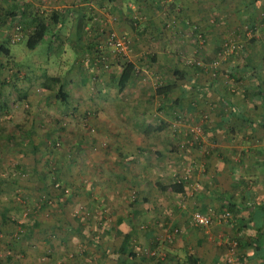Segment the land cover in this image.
<instances>
[{
  "label": "crops",
  "instance_id": "1",
  "mask_svg": "<svg viewBox=\"0 0 264 264\" xmlns=\"http://www.w3.org/2000/svg\"><path fill=\"white\" fill-rule=\"evenodd\" d=\"M38 13L54 38L64 36L77 51L67 77L59 81L67 99L59 100L44 86L41 94L24 88L13 93L10 75L0 78V134L20 140L30 131L34 142L43 144L37 156L41 167L30 173L38 184L40 171L47 169L42 162L53 159L57 168H69L77 160L70 152L82 145L53 147L43 137L63 138L68 130L60 126L62 117L73 114L79 121L82 100L93 97L90 107L99 109L98 115L92 109L97 140H106L105 148L99 142L100 149L111 148L108 154L117 157L115 169L100 156L84 157L82 177L59 175L71 185L89 184L88 190L98 184L97 195L104 207L109 203L114 209V221L104 220L108 211L96 208L91 191L72 193L91 209L90 217L82 216L83 229L72 211H0V264H68L70 249V264H229L226 240L231 237L238 239L231 255L236 264H264V0H0V41L11 38L16 24L25 37L23 25ZM68 16L80 21L66 25L63 35ZM191 26L194 40L185 36ZM111 29L131 37L123 57L105 43ZM223 47L225 82L187 62L193 55L209 61ZM89 53L96 59L89 60ZM121 59L133 63L134 73L119 90ZM84 66L88 75L78 79ZM175 69L182 75L176 86L167 94L155 93L156 85L173 80ZM26 76L19 72L17 79ZM91 85L98 92L88 91ZM27 101L33 105L29 114L20 109L5 116L11 102ZM192 122L203 126L204 152L180 146L185 124ZM0 148L12 156L16 147ZM196 209L211 215L208 227L191 222ZM226 211L230 217L224 219Z\"/></svg>",
  "mask_w": 264,
  "mask_h": 264
},
{
  "label": "rangeland",
  "instance_id": "2",
  "mask_svg": "<svg viewBox=\"0 0 264 264\" xmlns=\"http://www.w3.org/2000/svg\"><path fill=\"white\" fill-rule=\"evenodd\" d=\"M70 18L71 16H68L65 19L64 24L62 25L61 31L63 35L64 33L65 34L68 33V29L66 25L70 26L72 22L77 24L80 21V20L73 21ZM191 28L192 29L190 30V33H187V35L185 36H188L187 39L194 40V37H191L190 35H192L191 33L194 31L195 28L193 26H191ZM151 30L153 31V27H150V31ZM141 33H144V32H141ZM162 33H166V32L162 31ZM179 33L180 35L182 34L181 32ZM142 35L143 34L140 35L141 38H142ZM154 35H158V34L154 32ZM67 36L69 38L70 34H68ZM63 38L65 37L60 36L59 39L54 38L53 33L51 31H47L45 36L42 38V40L33 48H29L26 45L25 37L20 38L19 40H16V41L8 42L10 53L8 56L1 55L0 63L5 64L4 65L5 71H8V73H10V75H12L13 77V80L10 82V86H9L10 90L13 93L17 92L19 90L18 88H24L28 90L31 89L33 94H37V93L41 94L42 81L45 80L46 76L59 75L61 78L67 77V74L70 71V68L73 66V64L75 63V60L77 59V51L75 50L73 45L70 44L69 39H63ZM128 38L130 39V45H131L132 43L131 37H128ZM187 39L185 40V43ZM162 43L163 45L168 44L164 40H162ZM97 47L103 48L101 45ZM173 47H176V46H173ZM93 50H94V54H96L97 50L95 49ZM91 56L92 54L89 53L87 58H89V60H91L92 58L96 59V57H91ZM218 57H219V54L217 53L216 55H213L211 59L218 58ZM188 58L190 59L187 61L188 63H190V61H193L194 59H198V60L200 59L206 62L205 57L200 56V55L188 56ZM225 59L221 60V62L219 61L218 66L220 68H219V71H217L218 73L217 75L221 77L224 80V82L226 78V72L224 69ZM75 68L76 67L73 68V72H75ZM84 69H85V66L79 70V74H77L78 79H79V76L87 77L88 73ZM15 70L16 72L13 73ZM19 72H21L23 75L27 73V76L25 77L24 80L23 78H21L20 80L17 79ZM209 74L211 75V73ZM0 77H2V75ZM94 89H95V92L96 91L98 92L97 86L91 85L90 87H88V91H92ZM94 96L98 98V94ZM7 98L8 96L4 97V100H6ZM85 98L86 99L82 100L83 101L82 104L85 105V108L83 107V105L80 104L81 107H83L85 112L84 114L82 113L83 115L81 116L79 121L73 119L75 117L73 114L71 115L66 114L64 115V117L61 116L64 120L62 123L64 126L63 128L68 131L67 133L63 134L64 137L61 140H59V144L57 145L60 147L65 146V145H70V147L74 148V146L76 145L75 142L81 141L82 145H80V148H74L73 151L70 152L71 158L74 157L77 160H75V162L72 161V165L69 168L62 167V169L57 168V165L53 161V159L52 160L50 159L48 162H45V161L42 162L43 163L42 166L47 167V168L53 167L55 170H58L57 171L58 173L62 172V175H65V176L66 174H70V176H72V174H75V175H79V177H82L81 165L85 161L84 157H86V160L88 161L91 158L95 159L94 157H97V159L99 160V156H100V158L107 160V162L111 165V169L113 170L115 169L114 163L116 164L117 162L116 160L117 157H114L115 154H113V152L108 154L111 148L107 152H105L104 150L103 152L102 149H100V144H102V146H104L103 148H105V146L108 145V143H106V140L104 139H102L101 141L97 140L98 138H100L99 133H98V126L95 125L97 124L96 121L98 120L92 117L93 115L92 109H94L97 112L96 115H98V111H97L98 105H96L97 109L91 108L90 106L92 105L90 104V100L93 97L89 99L86 95ZM26 104L30 107V109L33 106L32 103H29L28 101L26 102ZM20 109H25L23 103H19V102L12 103L11 102L10 109L8 111L3 109V111L5 110V116L10 118L13 113H15L16 111ZM63 111H65L64 108H62V112L60 113H63ZM70 111H72V109ZM152 112L156 113L157 108L153 109ZM3 115H4V112L2 113V116ZM58 116L56 114H53L54 118H57ZM56 122L57 120L55 121V123ZM47 123L51 124V120H49ZM47 123L46 125L44 124L42 126V129L40 130L41 132L44 133L45 131L48 130L47 127H49V125ZM73 123H75V125ZM1 135L2 134H0V146L1 145H9V146L13 145L16 148L14 149V153H12L13 154L12 156H10L7 152L0 151V211H72V213L77 215L81 219V222H83L81 226L83 229L84 228L83 225L85 224L83 220L84 217L82 218V216H84L85 214L89 216L88 211H91V209L89 207L88 208L84 207L85 206L84 202L77 201L75 198V194L73 195L72 193L76 191H80L82 195L86 191L87 192L91 191L90 196L92 197V200L94 199V202L96 201V208H98L101 211H108L107 216H104V220H106L108 223H112V221H114L113 213L111 212V211H114V209L110 207L109 203L106 204L108 207L107 206L104 207V205H102L103 200L101 199V194L100 196L97 195L99 193L98 184H93V187L90 188V190H88V188L85 185H89V184H83L82 181H80V183H76L72 186L70 185L71 188L69 187L67 190V192L69 193L68 196L65 199H63L61 203L59 202L60 204H58L54 193H52L49 196V205H46V204L44 205L43 198L40 195V193L34 190V188H32L33 186H30L28 184V182L32 180V178H34V177H31L32 176L30 174L32 173L31 171L32 170L34 171V169H37V168L40 169L39 167H41L40 159L37 158V156L40 157V154L38 152L40 149L39 145L42 146L43 144L37 145L34 142L35 139L37 138L33 136L34 134H31L30 140H27L25 144L19 143V142L23 143L24 141H26L24 137H22L20 140H16V139L11 140L5 135H2L3 137ZM45 138L46 137H43V139L48 145H51V146L55 145L54 139L50 138L49 140H47ZM108 142L110 143L109 140ZM34 145H37V148H33ZM30 149L32 151H30ZM77 149H81V150H79L80 151L79 153L74 155L73 153ZM98 160H96V162ZM16 164H19V168L15 167ZM34 164L36 168L33 167ZM88 165L90 166L89 163ZM113 170H111V172H113ZM32 174H34V172ZM84 174H85V180H86V178L88 177V174L87 172H85ZM54 189L55 188L52 189L53 192L55 191ZM110 202L113 203V199H110ZM48 215L50 216V213H48ZM103 223L104 222H102V224ZM78 239H80V241H83L81 240L82 236H79ZM71 252L72 251L70 249V251L68 252V255H66L67 259L69 258L68 261L66 259L68 264H70V258L72 257Z\"/></svg>",
  "mask_w": 264,
  "mask_h": 264
},
{
  "label": "trees",
  "instance_id": "3",
  "mask_svg": "<svg viewBox=\"0 0 264 264\" xmlns=\"http://www.w3.org/2000/svg\"><path fill=\"white\" fill-rule=\"evenodd\" d=\"M11 14H13V11L10 13V15ZM46 20L47 19H45V17L42 14L38 13V14L33 16L32 20L30 21L29 24H24L23 25L24 29H26V30L28 29V31L25 34V38H26L25 42H26V45L29 48L35 47L42 40V38L45 36V34H46V32L48 31V28H49V24H48V22ZM130 21L133 23L134 26H135V24L138 23L137 22V18H133L132 17V18H130ZM9 41H11V40L8 39V40H1L0 41V56L1 55H5V56L9 55V53H10L9 46H8V42ZM101 60H102V58H101ZM104 62H105V60L102 61V65L106 69H108L109 66H110V62L109 61L107 62L108 63L107 67L105 66ZM193 64H194V62H193ZM4 65L5 64L0 63V76L2 75V71L3 72L5 71ZM119 68H120V70H119V73H118V76H117L118 89L122 90L126 86V84L129 82L131 77L133 76L134 67H133V63H131L129 61L122 60ZM15 72H16V70L13 73H15ZM6 73L7 74H5V76L0 77V78L6 79L7 76L10 75V73H8V71ZM181 76L182 75H180L179 69H175L174 72L172 73V77H173L172 79L173 80L172 81H168L167 83L162 82V83L156 85L155 93H157V94H160V93L167 94L168 91H170L173 87L176 86V81L175 80L181 78ZM211 76L218 77V75L216 73L214 75L211 74ZM9 77H10L9 80L12 81L13 80L12 75H10ZM2 79H1V81H2ZM59 81H60V76L59 75L46 76L45 80L42 81V86H44V88H46V89H50V91L54 92V95L59 100L65 102L66 99H67L68 93L65 90L62 89L63 86L60 85ZM23 105H24V108L26 110V113L29 114L30 107L26 104V102H23ZM6 107H7V105H6ZM63 121H64L63 119L60 121V126L61 127H64L63 124H62ZM31 124H33V121H31ZM158 126L161 127L160 125H158ZM31 134L32 133L29 131L28 135H26V134L24 135L22 133L21 136H23L24 138H27V139L30 140ZM50 138L54 139V142H55L54 144L55 145H53V146H57L59 144V140L62 139V138H60V135L55 137V138L50 137V136H46L45 139L49 140ZM15 167L19 168V164H16ZM57 171L58 170H55L53 167L52 168L49 167L47 169L41 170L40 172L42 173L43 181H41L40 183L36 184L35 180H38V178L34 177V178H32V180H30L28 182V184L30 186H33L32 188H34V190H36L38 193H40V195L43 198V204L44 205L45 204L49 205V196L52 193H54L58 204H60L61 201L63 199H65L68 196V194H69L67 192V190H68V188L70 187L71 184L69 182H67L68 180L66 178H64L61 175H59V173ZM8 179H10V178H8ZM53 188H55L54 192L52 191ZM36 210H38V209H36Z\"/></svg>",
  "mask_w": 264,
  "mask_h": 264
},
{
  "label": "built area",
  "instance_id": "4",
  "mask_svg": "<svg viewBox=\"0 0 264 264\" xmlns=\"http://www.w3.org/2000/svg\"><path fill=\"white\" fill-rule=\"evenodd\" d=\"M134 18H137L138 16L135 14L133 16ZM110 18H114V16L110 15ZM22 31V25L21 24H16L15 25V31L13 32L10 40L11 41H16L21 38L20 32ZM105 43L112 47V51L116 55H120L121 57L125 56L130 45V39L128 38L127 35L123 33H119L116 30H109L106 35H105ZM219 57L211 59L209 61L204 62L203 60H198L194 59L191 61L192 63L196 66L203 67L204 70L209 71L211 74H218L217 71H219V61L225 59L226 57V49L223 47L219 52ZM105 60V66H108V59L106 56H103L102 61ZM221 71V70H220ZM226 81V80H225ZM186 128L183 130L184 137L180 142V146L182 148H193L195 147L198 151L204 152V129L201 123H186L185 124ZM224 219H227L230 217V212L226 211L225 214L223 215ZM191 222L199 227H208L211 222H212V217L209 213L203 210L196 209L193 211L192 216H191ZM176 230V229H175ZM228 243V251L230 255L228 256L229 259V264H236V261L232 258L231 255H235L237 251V245H238V240L235 237H231L226 240Z\"/></svg>",
  "mask_w": 264,
  "mask_h": 264
}]
</instances>
